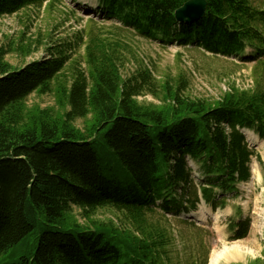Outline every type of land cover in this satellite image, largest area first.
<instances>
[{
  "label": "trees",
  "instance_id": "1",
  "mask_svg": "<svg viewBox=\"0 0 264 264\" xmlns=\"http://www.w3.org/2000/svg\"><path fill=\"white\" fill-rule=\"evenodd\" d=\"M50 1L0 0V17ZM185 1L98 0L97 14L147 40L264 58V6L206 0L201 19L177 22L174 11ZM89 38L87 73L76 70L70 77L63 72L70 42L18 68L0 47V256L13 257L19 249L17 261L7 264H206L202 241L189 246L194 221L181 219L178 233L155 230L152 236L143 230L146 214L195 211L201 200L213 210L226 205L236 183L249 179L255 155L241 129L264 141V92H231L212 104L175 90L170 108L147 110L131 100V86L120 89L121 45ZM248 49L252 54L244 56ZM31 94H51L56 107H28ZM185 156L197 167L192 174ZM260 167L264 184V161ZM72 207L83 213L114 208L134 229L123 236L83 229L70 216ZM230 231L234 239L245 237L248 221L232 222Z\"/></svg>",
  "mask_w": 264,
  "mask_h": 264
},
{
  "label": "rangeland",
  "instance_id": "2",
  "mask_svg": "<svg viewBox=\"0 0 264 264\" xmlns=\"http://www.w3.org/2000/svg\"><path fill=\"white\" fill-rule=\"evenodd\" d=\"M250 2L258 8L264 6V0ZM90 4H93V7ZM97 4L98 0H52L41 6L27 7L15 14L1 16L0 47L9 50L5 55L6 62L13 68H18L32 60L42 58L51 46H61L70 42L72 48L69 51L70 58L63 72L69 77L76 70L87 73L85 46L90 44L89 36L97 35L121 45L118 46L120 89L126 91L128 86H131L130 98L141 108L147 110L170 108L166 104L170 101V94L175 90L181 98L204 100L212 104L231 92L254 90L264 92V58L222 56L209 53L196 45L164 44L147 40L135 35L132 29L121 27L116 20L103 18L92 11L91 7L94 8ZM19 48L30 49L31 52L20 53ZM244 52L252 54L250 53L252 51ZM246 79H252L253 88L246 85ZM257 86L262 89H255ZM26 102L28 107L35 105L56 107L51 94L40 96L31 94ZM89 117L88 115L86 119H76V124L82 126ZM225 125L223 124L224 127ZM247 135L254 136L252 146L257 157L253 156L251 159L252 177L242 185L243 191L239 189L237 197L229 199L224 207L216 211L208 204L201 203L197 208V211L203 212L201 216L195 218L191 215V218L182 215L187 219H193L196 224L190 231L189 246H195L201 240L207 253L206 262L220 252L224 254L227 252L226 256L231 254L233 259H237L239 255L244 258L257 257L260 248H263V243L256 234L255 225L258 208L264 207V193L261 191L262 172L258 163V160H264V142L250 130L246 131ZM246 140L248 141V138ZM185 159L192 174L194 161L189 156H185ZM236 207L239 208L242 220H250L251 231L241 239H234L230 231V224L239 218L235 211ZM70 216L83 229L92 227L112 229L121 236L125 235L126 231L134 229L127 214L123 215L111 207L97 208L88 213L72 207ZM179 219L181 218L177 215H166L155 209L154 212L146 214L143 230L152 236L155 230L164 235L172 234L173 230L178 233L176 230L181 228ZM33 236L30 237V245L26 252L32 250ZM179 241L180 237L175 240L176 244H179ZM18 251L19 249L13 251V257L2 259L0 256V264L16 262Z\"/></svg>",
  "mask_w": 264,
  "mask_h": 264
},
{
  "label": "water",
  "instance_id": "3",
  "mask_svg": "<svg viewBox=\"0 0 264 264\" xmlns=\"http://www.w3.org/2000/svg\"><path fill=\"white\" fill-rule=\"evenodd\" d=\"M205 0H187L174 11V17L178 22H193L204 15Z\"/></svg>",
  "mask_w": 264,
  "mask_h": 264
},
{
  "label": "crops",
  "instance_id": "4",
  "mask_svg": "<svg viewBox=\"0 0 264 264\" xmlns=\"http://www.w3.org/2000/svg\"><path fill=\"white\" fill-rule=\"evenodd\" d=\"M253 260H249L248 258H244V256L239 255L237 259H233L231 254H228L226 257L222 258L218 261L217 264H249Z\"/></svg>",
  "mask_w": 264,
  "mask_h": 264
},
{
  "label": "bare ground",
  "instance_id": "5",
  "mask_svg": "<svg viewBox=\"0 0 264 264\" xmlns=\"http://www.w3.org/2000/svg\"><path fill=\"white\" fill-rule=\"evenodd\" d=\"M90 6H92L93 7V4H90ZM248 51H250L249 49H248ZM253 137L254 136H252V135H248V139H250V141L252 142L253 140ZM198 180V179H197ZM203 205H205V204H203ZM207 210H209L208 209V207H206V206H204ZM192 214H193V216H195V217H199V216H201V214H203V212L201 211V210H198V211H194V212H192ZM216 217V216H215ZM224 254V253H223ZM222 252H220V253H216V254H214L213 256H212V258H211V261L212 262H215L216 260H218L222 255Z\"/></svg>",
  "mask_w": 264,
  "mask_h": 264
}]
</instances>
